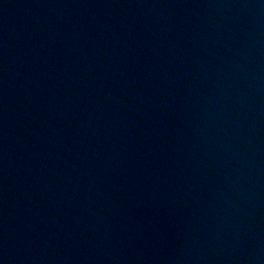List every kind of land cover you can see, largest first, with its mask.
Segmentation results:
<instances>
[{
    "label": "water",
    "instance_id": "95a60500",
    "mask_svg": "<svg viewBox=\"0 0 264 264\" xmlns=\"http://www.w3.org/2000/svg\"><path fill=\"white\" fill-rule=\"evenodd\" d=\"M0 264H264V0H0Z\"/></svg>",
    "mask_w": 264,
    "mask_h": 264
}]
</instances>
